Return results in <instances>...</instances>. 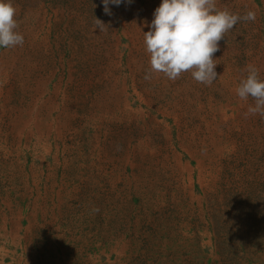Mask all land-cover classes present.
<instances>
[{"label":"rangeland","instance_id":"374dc122","mask_svg":"<svg viewBox=\"0 0 264 264\" xmlns=\"http://www.w3.org/2000/svg\"><path fill=\"white\" fill-rule=\"evenodd\" d=\"M215 2L256 19L219 41L206 85L151 70L161 0L111 15L12 0L24 43L0 48V264H264V118L235 91L249 64L264 79V0Z\"/></svg>","mask_w":264,"mask_h":264},{"label":"clouds","instance_id":"9594fccd","mask_svg":"<svg viewBox=\"0 0 264 264\" xmlns=\"http://www.w3.org/2000/svg\"><path fill=\"white\" fill-rule=\"evenodd\" d=\"M132 0H101L104 12L111 15L109 5L119 6ZM256 13L247 11L243 16L219 9L215 0H161L153 12V19L146 22L143 31L146 52L154 72H162L169 80L178 79L182 73L191 72L192 78L206 85L217 79L214 53L219 41L234 26L243 21H254ZM105 24L97 19V27L103 31ZM15 7L12 0H0V48L22 46L24 36L17 31ZM247 76L239 82L236 94L241 100L251 97L245 115L264 118V79L255 65L246 66ZM151 74L146 73L145 79ZM99 211V209H96Z\"/></svg>","mask_w":264,"mask_h":264}]
</instances>
